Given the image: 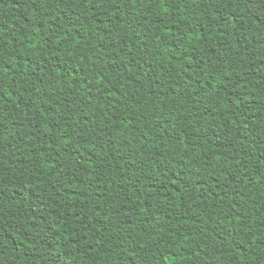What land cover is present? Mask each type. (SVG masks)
I'll return each mask as SVG.
<instances>
[{
  "label": "trees",
  "instance_id": "obj_1",
  "mask_svg": "<svg viewBox=\"0 0 264 264\" xmlns=\"http://www.w3.org/2000/svg\"><path fill=\"white\" fill-rule=\"evenodd\" d=\"M0 264H264V0H0Z\"/></svg>",
  "mask_w": 264,
  "mask_h": 264
}]
</instances>
